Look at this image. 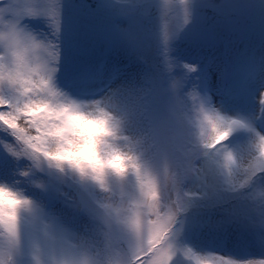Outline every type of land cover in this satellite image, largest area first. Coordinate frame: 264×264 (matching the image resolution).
Returning a JSON list of instances; mask_svg holds the SVG:
<instances>
[{
	"label": "clouds",
	"instance_id": "obj_1",
	"mask_svg": "<svg viewBox=\"0 0 264 264\" xmlns=\"http://www.w3.org/2000/svg\"><path fill=\"white\" fill-rule=\"evenodd\" d=\"M185 0H180L183 6ZM160 0V26L177 19ZM28 26L0 17V264H140L141 253L168 264H216L179 231L191 209L242 193L264 213V132L247 147L221 143L216 110L175 80L125 84L97 97L58 85L59 52ZM121 93L120 97L114 93ZM121 100L142 102L164 125L154 137Z\"/></svg>",
	"mask_w": 264,
	"mask_h": 264
},
{
	"label": "rangeland",
	"instance_id": "obj_2",
	"mask_svg": "<svg viewBox=\"0 0 264 264\" xmlns=\"http://www.w3.org/2000/svg\"><path fill=\"white\" fill-rule=\"evenodd\" d=\"M139 1L33 0L38 7L53 2L59 4L60 30L54 41L59 52L58 85L75 96L91 98L108 88L143 83L151 85L153 93L158 95L167 82L175 80L185 91L195 89L209 97L223 115L241 118L257 131L264 132V117L258 103L264 92V66L254 75L239 78L234 90L228 89L229 85L221 81L225 68L218 48L219 41L232 45V36L246 28L264 34V0H185L183 6L180 0H174L177 19L166 51L161 37L160 0H141V5ZM116 3L120 6L116 7ZM185 7L187 22L183 15ZM25 24L34 33L51 38L44 16L27 18ZM217 35L222 37L214 40ZM198 41L200 44L211 41L217 46L210 54L213 58L206 55V48ZM89 44L91 58L84 60L88 51L85 47ZM113 57L121 58L122 62ZM185 65L193 66L195 71L189 72ZM83 72L93 75L78 78ZM233 134L225 144L243 149L250 143L249 129L238 128ZM4 159L0 157V161ZM10 168L11 164L6 169L0 167V177L7 178ZM232 194L224 196L223 200L228 201ZM227 201L228 210L237 215L250 218L249 214L253 213L261 217L248 200L237 197L235 202ZM210 209L205 203L190 210L186 224L192 225L194 233L190 238L187 229L182 232L187 246L199 254L223 256L238 264L264 259V234L255 226L257 223H251L249 235L241 240L237 239L238 231L233 229H228L224 236L202 238L207 233L205 225L209 218L225 214L224 208ZM237 226L242 225L236 224L233 228L237 230Z\"/></svg>",
	"mask_w": 264,
	"mask_h": 264
},
{
	"label": "snow or ice",
	"instance_id": "obj_3",
	"mask_svg": "<svg viewBox=\"0 0 264 264\" xmlns=\"http://www.w3.org/2000/svg\"><path fill=\"white\" fill-rule=\"evenodd\" d=\"M162 8L164 10V15L167 14V0H163ZM42 15L45 17L47 25L50 30V41L51 46L57 48V45L54 43L55 39L60 30V10L59 4L56 2L49 3L44 7H38L33 0H0V17H7L8 21L13 26H21L25 25V20L27 18ZM184 20L187 22L188 11L187 8H184ZM172 28H169L167 22L162 25L161 28V37L162 43L165 47V51L167 50V45L170 39L173 36ZM189 72L195 71V68L191 65H185ZM195 90V89H194ZM196 91V90H195ZM196 93L200 94L198 91ZM115 96L120 97L121 93L117 92L114 93ZM200 102L202 105H207L216 110V132L217 138L224 143L229 139V137L233 134V131L238 128H247L249 130H254L250 123L244 121L241 118H233L226 115H223L217 108L212 105L211 99L207 96H199ZM258 103L260 105L259 112L262 117H264V92H261ZM121 107L122 109L130 113L134 118L138 119L139 122H149L151 133L154 137L160 139L167 138V128L151 120V117L147 115L146 112V105L142 102H128L121 100ZM262 144H264V140H262ZM11 164V161L8 159H4L0 161V167L7 168L8 165ZM254 178H258L264 180V160H260L254 166L253 171ZM207 206L209 208H216L221 207L225 209V214L216 217V218H209L207 224L205 226L222 229L227 231L231 227L236 224H241L243 227L251 226V221L247 220L241 215H237L234 212L228 210V205L223 200V197H216L211 199ZM187 220L186 218L181 221L179 231L182 233L185 227ZM259 231L264 234V213H261V220L259 224ZM264 243V240H262ZM216 264H238L237 261L226 258L223 256H215ZM140 264H168L166 255H157L153 256L151 253H141L140 254ZM245 264H264V259H251L245 262Z\"/></svg>",
	"mask_w": 264,
	"mask_h": 264
},
{
	"label": "trees",
	"instance_id": "obj_4",
	"mask_svg": "<svg viewBox=\"0 0 264 264\" xmlns=\"http://www.w3.org/2000/svg\"><path fill=\"white\" fill-rule=\"evenodd\" d=\"M141 2L142 1L140 0L139 3ZM217 36L218 37H214V40H218L222 37L221 35H217ZM232 37L234 38V42L232 43V45H224L219 41L218 48L221 51L220 55L223 59V65L225 68V72L221 78V81L223 84L229 85L228 89L232 88V90H234L235 88L234 85L235 83H237L239 78L241 77L247 78L250 75H254L256 74L257 69L261 65L264 66V34L254 29L246 28L245 30L241 32H237ZM211 41L207 43H202V44H200V42L198 41V44H200V46H204L206 48L207 50L206 55H210L213 50L218 49L217 46ZM85 48L87 49V46ZM90 58H91V51L88 50L87 52H85L83 59L90 60ZM113 58L117 62H122V59L119 57H113ZM209 58H213V55H210ZM87 75L90 76L93 74L87 73ZM254 179L257 182L260 181V179L258 178H254ZM229 196L230 197L228 198V201L225 200L228 203L237 201V197L238 199H243L247 201L246 198H244V195L240 193L232 194ZM187 216H190V212L188 213ZM249 217L250 218H246V219L250 220L252 223H257L258 225L256 226L258 227L260 224L261 217H256L255 214L253 213L249 214ZM186 229L189 231L188 234H189V237L191 238L192 237L191 233H194V228L192 229V225L190 223H187L185 224V227L183 230H186ZM231 229H233L234 232L238 231L239 235L236 233L237 239L241 240L245 235H249L250 226L249 227L237 226V230L231 227L229 230ZM220 230L222 229L208 227L205 230L207 231V233L203 234L202 238L205 236H217V235L224 236L228 233L225 230H222V231Z\"/></svg>",
	"mask_w": 264,
	"mask_h": 264
},
{
	"label": "water",
	"instance_id": "obj_5",
	"mask_svg": "<svg viewBox=\"0 0 264 264\" xmlns=\"http://www.w3.org/2000/svg\"><path fill=\"white\" fill-rule=\"evenodd\" d=\"M116 6H118V5H116Z\"/></svg>",
	"mask_w": 264,
	"mask_h": 264
}]
</instances>
